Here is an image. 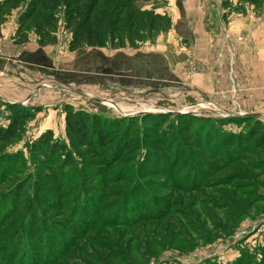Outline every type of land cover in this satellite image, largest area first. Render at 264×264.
Here are the masks:
<instances>
[{"label": "rangeland", "instance_id": "rangeland-1", "mask_svg": "<svg viewBox=\"0 0 264 264\" xmlns=\"http://www.w3.org/2000/svg\"><path fill=\"white\" fill-rule=\"evenodd\" d=\"M164 2L143 6L161 7ZM219 3L225 12L221 9L217 20L211 66L204 60L206 48L187 39L178 43L186 53L179 62L158 61L139 52L174 46L168 39L173 22L169 30L137 48L107 43L75 51L69 49L71 34L62 15L57 42L45 46L39 45L32 25L23 44L14 43V29L27 4L13 10L1 26L0 55L17 53L15 45L24 50L46 47L34 52L29 65L14 63L18 72L14 77L0 73V97L32 112L16 137L0 141V175L7 157L19 156L18 170L14 164L5 165L13 170L0 184L3 199L5 190L13 187V191L25 178L31 181L28 185L34 178L50 181L43 180L49 171L70 177L72 187L87 185L85 171L92 169L96 181L90 193L102 212L115 214V207L109 210L112 202L126 198L138 205L135 212L145 216L134 224L104 225L82 235L60 264H264V145L246 138L243 148L235 149L237 137L251 128L254 119L264 121L251 116L264 115V85L256 86L252 78L260 71L245 61L254 48L250 38L264 28L260 24L264 3ZM252 15L258 22H251ZM240 55L245 62L242 71H236ZM17 78L21 83L14 82ZM1 98L0 129H6L12 111ZM69 110L106 122L112 141L100 149L99 158L85 146L74 148L66 128ZM187 128L190 136H184ZM48 130L61 148L57 156L49 155L55 163H47L32 150ZM126 139L132 141L131 148L124 146ZM150 162H157L159 171L151 172ZM31 192L23 189L18 211L0 228V240L28 211L24 199L32 197ZM150 203H160L159 213L164 211L160 217L151 218ZM53 208L41 211L62 231V238H72L60 222L62 207Z\"/></svg>", "mask_w": 264, "mask_h": 264}, {"label": "trees", "instance_id": "trees-1", "mask_svg": "<svg viewBox=\"0 0 264 264\" xmlns=\"http://www.w3.org/2000/svg\"><path fill=\"white\" fill-rule=\"evenodd\" d=\"M152 1L0 0V28L13 10L27 4L18 19V28L14 37L15 44H23L28 38V29L31 25L40 46L56 43V28L59 17L62 15L64 28L71 34L69 41L71 51L84 46L102 47L107 43L114 48H137L145 40L153 38L159 32L169 30L172 26L171 15L166 10L159 11V7L143 6L144 3ZM238 1L255 6L264 3V0ZM4 105L10 107L12 118L6 129H0V141L16 137L24 122L32 117L31 110L21 105L7 102ZM254 120L251 128L237 137L235 149L243 148L246 138L250 140L253 138L257 140V144L264 145V121L257 118ZM107 127L106 122H102L95 115L73 110L67 112V135L74 148L85 146L92 151L95 158H99L100 149L107 148L112 141L113 134L108 131ZM190 132L187 128L184 136H190ZM196 138L198 139L199 135ZM132 144V141L126 139L124 146L131 148ZM189 144L194 146V142ZM32 150L35 154H41L47 163H55L56 161L49 155L57 156L61 148L57 142H54L52 131L48 130L34 143ZM67 156L70 157L71 154L68 153ZM18 162L19 156H14V159L7 157L6 162L1 164L3 169L0 184L10 176L8 174L13 170L10 167L5 168V165L13 166L14 164V170H18ZM141 166L142 163L139 164V167ZM148 167L151 172L160 169L157 162L151 163ZM85 174V178H89L90 182L87 185L83 182L81 185L72 187L69 183L70 177L65 175L59 177L49 171L47 175H44L43 180L50 181L43 182L34 178V181L28 185L31 181L25 178L22 181L23 185L14 186L13 191V187L4 191L6 192L5 199L0 195V228L7 226L11 221L10 218L18 211L23 189L25 187L26 190L32 189L33 195L24 199L28 211L23 212L18 225L15 228L12 226V230L0 240V264H60L62 257L73 245L72 243L91 230L109 224L127 226L144 219L145 216L135 212L138 205L130 204L126 198L112 202L109 210L115 207V214L102 212L99 200L90 193V186L96 181L93 179L94 170L86 169ZM63 187L61 191L60 188ZM140 193L142 192L139 191L138 196ZM149 206L151 218L158 217V215L160 217L164 212L159 213L160 203L157 205L150 203ZM52 207H62L64 220L60 222L67 230L65 234H71L72 238H62V231H59L41 211L42 209L44 212Z\"/></svg>", "mask_w": 264, "mask_h": 264}, {"label": "crops", "instance_id": "crops-1", "mask_svg": "<svg viewBox=\"0 0 264 264\" xmlns=\"http://www.w3.org/2000/svg\"><path fill=\"white\" fill-rule=\"evenodd\" d=\"M164 6L159 7V11H167L173 21V35L169 37L170 41L174 42V46L166 47L162 46L160 48L149 49L146 52L149 55L158 59V61L168 60L170 58L171 61L179 62V60H184L186 55L185 52L181 50L185 49L183 46L179 47L178 43L180 41L187 39L191 44H200L203 45L207 50L208 55H205V59L208 65H213L214 61V50L216 49L215 44L217 43V20L219 19V15L221 12V5L219 0H164ZM154 2V0L152 1ZM225 10L222 9V13L224 14ZM251 22L257 20L256 16L252 15ZM239 18H237V21ZM236 21V23H237ZM264 25L263 23H260ZM236 26V24H235ZM241 24H237L236 27H240ZM233 27V28H236ZM247 28L246 26H244ZM264 28L260 31H257L252 35L251 43L254 45L251 51V55H247V59H245L246 63L250 64L251 67L256 69L258 72L254 75L253 83L257 85H264ZM14 29V33H15ZM238 33L240 30L236 29ZM235 31V32H236ZM9 36V35H8ZM7 38V37H6ZM177 44V45H176ZM19 50L17 53L13 55H0V73L2 75L6 74V76L14 77L12 74L17 71H14V63H23L29 65L30 62H34V57L32 55L36 50H46L45 48L36 47H26L25 50L21 49L20 45H15ZM183 48V49H182ZM239 52H242V46H238ZM16 50V49H15ZM189 54V53H188ZM241 54V53H240ZM235 61V60H234ZM244 61V57L242 55L239 56L238 60L235 61V65L237 66L236 71H242V66ZM140 64H144L145 61L141 60ZM212 68V67H211ZM240 69V70H239ZM252 69V70H254ZM251 70V69H250ZM208 71H210L208 69ZM226 71V70H224ZM21 83V79H15L14 82ZM8 98V97H7Z\"/></svg>", "mask_w": 264, "mask_h": 264}, {"label": "water", "instance_id": "water-1", "mask_svg": "<svg viewBox=\"0 0 264 264\" xmlns=\"http://www.w3.org/2000/svg\"><path fill=\"white\" fill-rule=\"evenodd\" d=\"M1 98V97H0ZM2 99V98H1ZM2 101H4L3 99H2ZM4 102H7V101H4ZM8 103H10V102H8ZM117 107V106H116ZM247 115V114H246ZM249 115V114H248ZM251 116H254V117H264V115H251Z\"/></svg>", "mask_w": 264, "mask_h": 264}, {"label": "built area", "instance_id": "built-area-1", "mask_svg": "<svg viewBox=\"0 0 264 264\" xmlns=\"http://www.w3.org/2000/svg\"><path fill=\"white\" fill-rule=\"evenodd\" d=\"M239 40H242V38L240 37Z\"/></svg>", "mask_w": 264, "mask_h": 264}]
</instances>
